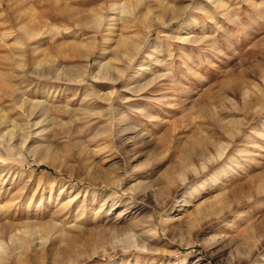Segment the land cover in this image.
Masks as SVG:
<instances>
[{
	"label": "rangeland",
	"instance_id": "1",
	"mask_svg": "<svg viewBox=\"0 0 264 264\" xmlns=\"http://www.w3.org/2000/svg\"><path fill=\"white\" fill-rule=\"evenodd\" d=\"M259 242L264 0H0V264Z\"/></svg>",
	"mask_w": 264,
	"mask_h": 264
},
{
	"label": "bare ground",
	"instance_id": "2",
	"mask_svg": "<svg viewBox=\"0 0 264 264\" xmlns=\"http://www.w3.org/2000/svg\"><path fill=\"white\" fill-rule=\"evenodd\" d=\"M26 33L28 34V36L32 34V32L28 31V30H26ZM222 148H223L222 145L217 146L218 153L219 152L221 153ZM263 243L264 242H259L256 245H252L251 249H249V253H251V254L253 251H256V253L254 255V257H255L254 264H264V249L261 246ZM0 259H1V257H0Z\"/></svg>",
	"mask_w": 264,
	"mask_h": 264
}]
</instances>
